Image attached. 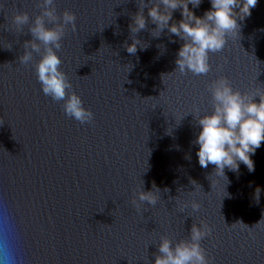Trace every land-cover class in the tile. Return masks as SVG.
<instances>
[{
    "label": "water",
    "instance_id": "water-1",
    "mask_svg": "<svg viewBox=\"0 0 264 264\" xmlns=\"http://www.w3.org/2000/svg\"><path fill=\"white\" fill-rule=\"evenodd\" d=\"M39 4L0 0V243L17 264H154L160 238L188 240L193 223L211 228L200 242L210 264H264V142L252 156L255 171L241 162L238 173L225 168L228 180L214 165H199L192 143L196 114L212 111L214 79L264 94V0L238 19L239 36L210 54L211 70L201 75L175 71L183 41L167 29L153 37L147 7L136 36L149 46L127 52L137 0H55L58 16H76L58 55L70 91L94 114L84 124L43 94L35 71L42 43L32 61L20 63ZM210 8L203 0L193 11L203 16ZM17 12L30 17L21 31L11 21ZM153 182L160 200L138 210L136 193Z\"/></svg>",
    "mask_w": 264,
    "mask_h": 264
},
{
    "label": "clouds",
    "instance_id": "clouds-1",
    "mask_svg": "<svg viewBox=\"0 0 264 264\" xmlns=\"http://www.w3.org/2000/svg\"><path fill=\"white\" fill-rule=\"evenodd\" d=\"M137 2L139 11L132 16V23L129 25L133 34L132 43L125 42L127 52L134 55L138 46L141 49L149 46L136 36V33L146 28L144 8L147 7L148 17L156 25L152 30L153 37L159 38L167 29L168 33L183 41L177 51L175 71L201 75L211 70L210 54L224 49L228 38L239 36L241 26L238 19L243 21L250 16L251 9L258 0H210L211 8L203 16H197L193 11L200 7L203 0ZM39 6L42 12L35 17L29 28L34 39L25 41V53L20 57V63L28 64L32 61L33 52L39 53L42 43L44 51L39 62L35 64V71L43 94L54 101H63L62 107L67 116L81 124L89 123L94 114L84 106L82 98L75 91H70L72 84L60 68L62 60L58 55L66 27H76V16L70 11H64L62 18L58 16L55 0H40ZM177 9L181 10L182 19L179 21L173 20V12ZM11 21L15 29L21 31L23 26L29 25L30 17L27 12H17ZM49 24L53 26L49 27ZM208 88L212 95L213 108L211 112L203 115L196 114L199 132L192 142L198 146L196 156L199 165L207 168L212 164L215 166L214 174L226 178L225 168L238 173L241 162L247 166L249 172H254L255 162L252 156L264 142V94L243 93L234 89L225 76L214 79ZM257 96L259 102L255 100ZM191 183L197 185L195 180ZM164 191L168 189L165 188ZM160 192V188L153 182L151 190L144 191L143 187L139 189L133 203L138 210L140 203L147 202L155 206L160 200ZM260 192L261 188L257 186V200ZM187 206L188 202L180 210L183 211ZM190 207L195 212L199 210L200 204L193 199ZM210 232L208 225L193 223L188 240H180L173 245L172 240L162 236L159 243L160 254L156 255L154 264H210L200 243ZM0 264H17L15 253L6 242L0 243Z\"/></svg>",
    "mask_w": 264,
    "mask_h": 264
}]
</instances>
